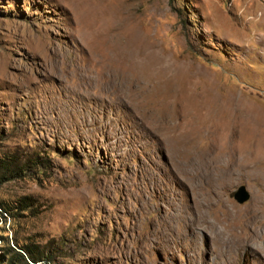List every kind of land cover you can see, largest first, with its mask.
<instances>
[{
    "label": "rangeland",
    "instance_id": "rangeland-1",
    "mask_svg": "<svg viewBox=\"0 0 264 264\" xmlns=\"http://www.w3.org/2000/svg\"><path fill=\"white\" fill-rule=\"evenodd\" d=\"M121 62L136 66L125 95L101 78ZM260 110L264 0H0V173L25 169L0 183V254L16 241L46 264H264V153L241 144L248 129L264 145ZM174 125L189 161L165 147ZM226 147L250 167L223 172ZM208 150L212 177L197 178Z\"/></svg>",
    "mask_w": 264,
    "mask_h": 264
},
{
    "label": "bare ground",
    "instance_id": "bare-ground-1",
    "mask_svg": "<svg viewBox=\"0 0 264 264\" xmlns=\"http://www.w3.org/2000/svg\"><path fill=\"white\" fill-rule=\"evenodd\" d=\"M75 2V1H74ZM96 4V3H95ZM93 7H94V5H93ZM96 8V7H95ZM94 8V9H95ZM78 9V8H77ZM93 9V10H94ZM93 10H92V13H93ZM96 10V9H95ZM96 11H98L99 12V10L97 9ZM95 12V11H94ZM94 14V13H93ZM105 14V13H104ZM97 17V16H96ZM83 19V18H82ZM88 24V23H87ZM90 24H92V23H90ZM93 25H94V23H93ZM116 47V48H115ZM115 51L116 52H114L115 53V55H121L122 53L125 55V54H127V52H124V51H122V49L120 48V49H118L117 48V46L115 45ZM124 48V47H123ZM125 50V49H124ZM109 52V51H108ZM99 53V52H98ZM114 53H113V55H114ZM105 54H107V53H105ZM127 57H128V55H126ZM121 57H123L122 55H121ZM121 57H119V58H121ZM115 59V58H114ZM124 60H125V58H123ZM127 59V58H126ZM121 64H123V62H121L120 63V67H118V68H116L115 66H114V64H112L111 66H108L106 69H104V71H103V73L101 74V78L102 79H104V78H109L110 80H109V82L108 83H110V85L111 86H114L117 90H121V92L122 91H124V89H125V91L126 92H124V95H125V93H128V91H130L128 88H127V86H126V77L125 76H127L125 73L126 72H130V70H134V67L136 68V66L135 65H133V64H130L129 66H128V68L127 69H123L122 67V65ZM127 73V74H128ZM131 94V93H130ZM127 96V95H126ZM129 97V96H128ZM229 104V103H228ZM260 108V107H259ZM263 109V108H262ZM261 111V110H260ZM259 111V112H260ZM239 111H237V112H235V114H234V117L233 118H231V119H229L228 120V122H226V124H225V128H224V135H225V133H226V130H227V128L229 127V125H232L231 127V129H229V133L231 134H233V132H236V131H238L237 130V128L236 129H234V125H237V124H239L240 123V118H241V116H242V113L241 114H238L237 115V113H238ZM258 112V113H259ZM244 114V113H243ZM258 116V120H260L259 122H254L253 123V126H254V128H256L257 130H258V132H261V131H263L264 130V111H261L260 113H259V115H257ZM237 117V118H236ZM244 117V116H243ZM252 117V116H251ZM256 117V116H255ZM254 117V118H255ZM239 118V119H238ZM246 118V117H245ZM248 118H249V116H248ZM253 119V118H252ZM242 121H243V119H242ZM241 121V122H242ZM245 121V120H244ZM249 121V120H248ZM254 121V120H253ZM250 122V121H249ZM243 123V122H242ZM242 125V124H241ZM248 125V124H247ZM246 125V123H245V126H247ZM249 126V125H248ZM237 127H238V125H237ZM243 127V126H242ZM175 125L172 127V129H171V131H172V133H173V136L170 138V139H165L164 141H165V143H166V145H165V147L166 148H168L167 150H169V151H171L172 153H176V155L177 156H179L180 158H183V159H185V160H187V161H189V159H192V157H193V154H194V152L192 153V152H189L187 149H186V146H185V143L183 144V142H182V139L179 137V136H177L176 135V131H175ZM230 128V127H229ZM239 128V127H238ZM244 129H246L247 127H243ZM251 128H253V127H251ZM157 129H160L159 127L157 128ZM156 129V130H157ZM250 129V128H249ZM234 130V131H233ZM248 130V129H247ZM243 131V133H241L242 135H241V144H243L244 146H247L246 147V150H245V153H246V151H247V149H248V156H251V154H252V152H254L255 150H257L258 151V153H264V145H261V144H259V143H253L252 142V136L250 135V132H251V130H248V131ZM239 132H240V129H239ZM237 133V132H236ZM179 135V134H178ZM227 136V135H226ZM234 136L235 135H230V136H228L227 137V140H226V142L227 143H230L231 141H232V139L234 140L235 138H234ZM222 140V139H221ZM231 143H233V142H231ZM162 145V144H161ZM163 146V145H162ZM241 148V147H240ZM221 149V151H220V153L221 154H219V152H217V157H214V158H217V159H220L221 161H219V163H220V165H219V168H221V169H223L224 171L223 172H225L226 170H228V168H231V167H233L234 165H236V164H238V166H240V168H242L241 170H246V169H248L250 166L249 165H247L246 164V156H247V153H246V156L244 157V158H238L237 157V154L238 153H236V150L234 151V148H232L233 149V152H231L230 151V149L228 150V148L226 147V148H224V149H222V148H220ZM217 151V150H216ZM257 151H256V153H257ZM208 153H204L203 154V158H201V159H199L198 161L199 162H197V163H199L198 164V167L195 169V175L197 176V174L198 175H201L200 176V178H205V177H208V176H211V175H208V176H206L207 174H209V171L213 168V165L214 164H216L215 163V161H214V163H212L211 161L213 160V159H211V157H213V156H211L210 158H209V156L213 153V151L212 150H208L207 151ZM197 153V152H196ZM258 153H257V155H258ZM219 154V155H218ZM240 154H241V152H240ZM239 154V155H240ZM254 154V153H253ZM174 155V154H173ZM197 155V154H196ZM200 155V154H199ZM256 155V154H255ZM261 155V154H260ZM225 156V157H224ZM224 157V158H223ZM257 157V156H256ZM255 157V158H256ZM172 158H173V156H172ZM238 158V159H237ZM252 158V157H251ZM254 158V159H255ZM261 158V157H260ZM250 159V158H249ZM257 159V158H256ZM174 160V159H173ZM181 160V159H180ZM184 160V161H185ZM224 160V161H223ZM252 160V159H251ZM175 161V160H174ZM173 161V162H174ZM183 161V160H182ZM179 162V161H178ZM191 162V161H190ZM195 162V161H194ZM255 162V161H254ZM189 165V164H188ZM216 166V165H215ZM185 167V166H184ZM193 167V166H192ZM218 167V166H217ZM237 167V166H236ZM188 168V167H187ZM234 168V167H233ZM238 168V167H237ZM193 170V169H192ZM220 170V169H219ZM230 170V169H229ZM191 171V170H190ZM231 171V170H230ZM249 170H247L246 172H248ZM193 172V171H192ZM213 172H215V171H213ZM212 172V173H213ZM229 172V171H228ZM233 172H234V170H233ZM232 172V173H233ZM197 173V174H196ZM222 173V172H221ZM220 173V174H221ZM227 173V172H226ZM194 174V173H193ZM229 174V173H228ZM235 174H236V170H235ZM234 174V175H235ZM186 175H189L188 174V172H187V174ZM217 175V174H216ZM225 175H227V174H225ZM232 175V174H231ZM192 176H194V175H192ZM195 176V177H196ZM215 176V175H214ZM213 176V177H214ZM221 176V175H220ZM212 177V176H211ZM228 177H229V175H228ZM197 178H198V176H197ZM222 179V178H221ZM151 181H153L152 180V177H151V179H150ZM204 180V179H203ZM208 180V179H207ZM216 180H217V178H216ZM219 180V179H218ZM224 180V179H223ZM225 180H226V178H225ZM216 182V181H215ZM223 182V181H222ZM212 197V196H211ZM211 197H210V195H208V196H205V202L207 203V205H208V207H209V205L211 204V201H212V199H211ZM254 213H255V217H254V219L255 220H260V221H263L264 222V210H261V209H259V208H255V210H254ZM200 217H201V219H203L204 217H205V215H204V213H203V211H202V213L200 214ZM203 217V218H202ZM160 225V224H159ZM161 226V225H160ZM162 231V230H161ZM162 233V232H161ZM166 235V234H165ZM255 233L253 232V233H251L250 235H247L246 237H245V239H244V242H245V244L246 245H248V244H250L251 243V241L252 240H254L255 239Z\"/></svg>",
    "mask_w": 264,
    "mask_h": 264
},
{
    "label": "trees",
    "instance_id": "trees-1",
    "mask_svg": "<svg viewBox=\"0 0 264 264\" xmlns=\"http://www.w3.org/2000/svg\"><path fill=\"white\" fill-rule=\"evenodd\" d=\"M34 168H37L39 171H41V164L36 163L35 161L31 163ZM6 166V162H4V159L0 158V167ZM8 170V169H6ZM25 171V169H22L12 174V176L9 177L10 172H3V174L0 173V183L7 182L8 180L18 178L22 175V173ZM9 173V174H8ZM18 208H20L21 211H27L29 209V205L26 203V201L20 200L17 203ZM0 213L2 215H8V210H3L0 206ZM4 236H0L1 240L3 241L5 238ZM7 245L5 254H0V264H46L49 262L48 256H41L37 255L36 253L30 251L28 248H23L18 242H12V246H9L8 241L5 242Z\"/></svg>",
    "mask_w": 264,
    "mask_h": 264
},
{
    "label": "water",
    "instance_id": "water-1",
    "mask_svg": "<svg viewBox=\"0 0 264 264\" xmlns=\"http://www.w3.org/2000/svg\"><path fill=\"white\" fill-rule=\"evenodd\" d=\"M234 199L237 201V203L243 204L249 199V194L244 187H239L234 194Z\"/></svg>",
    "mask_w": 264,
    "mask_h": 264
}]
</instances>
